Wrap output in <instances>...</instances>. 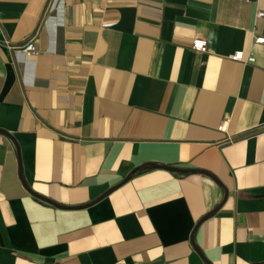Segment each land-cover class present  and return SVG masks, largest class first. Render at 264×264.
<instances>
[{
	"label": "crops",
	"instance_id": "crops-1",
	"mask_svg": "<svg viewBox=\"0 0 264 264\" xmlns=\"http://www.w3.org/2000/svg\"><path fill=\"white\" fill-rule=\"evenodd\" d=\"M259 12L0 0V264H264Z\"/></svg>",
	"mask_w": 264,
	"mask_h": 264
},
{
	"label": "built area",
	"instance_id": "built-area-1",
	"mask_svg": "<svg viewBox=\"0 0 264 264\" xmlns=\"http://www.w3.org/2000/svg\"><path fill=\"white\" fill-rule=\"evenodd\" d=\"M258 18L264 17V12H259L257 14ZM256 44H264V38L256 37L255 38ZM23 53L26 57L30 58L38 53V49L35 44V38H31L25 44L12 48ZM192 49L201 53L207 52V40L204 37H197L192 42ZM230 60L237 63H247V64H254L255 58L252 55H246L244 52L239 51L235 54L230 56Z\"/></svg>",
	"mask_w": 264,
	"mask_h": 264
},
{
	"label": "water",
	"instance_id": "water-1",
	"mask_svg": "<svg viewBox=\"0 0 264 264\" xmlns=\"http://www.w3.org/2000/svg\"><path fill=\"white\" fill-rule=\"evenodd\" d=\"M163 168H165V167H163ZM166 169L174 170V169H172V168H166ZM184 173H192V172H190V171H185Z\"/></svg>",
	"mask_w": 264,
	"mask_h": 264
}]
</instances>
